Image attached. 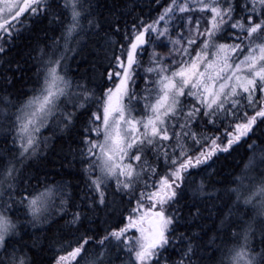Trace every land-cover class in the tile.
I'll list each match as a JSON object with an SVG mask.
<instances>
[{
    "label": "snow or ice",
    "instance_id": "6c2138e0",
    "mask_svg": "<svg viewBox=\"0 0 264 264\" xmlns=\"http://www.w3.org/2000/svg\"><path fill=\"white\" fill-rule=\"evenodd\" d=\"M0 264H264V0H0Z\"/></svg>",
    "mask_w": 264,
    "mask_h": 264
},
{
    "label": "trees",
    "instance_id": "16d2710c",
    "mask_svg": "<svg viewBox=\"0 0 264 264\" xmlns=\"http://www.w3.org/2000/svg\"><path fill=\"white\" fill-rule=\"evenodd\" d=\"M111 2V0H109ZM131 3V0H129ZM144 0H136V3L138 5L142 4ZM164 3H167V0H161V6H163ZM140 8L137 7L135 9V12H139ZM135 14V13H134ZM46 23V22H45ZM45 25H40V28H43ZM50 34V33H49ZM37 39L40 42H44V32L43 31H34L31 36L28 33L24 34V38L20 40L17 44V47L13 50L12 53H10V58L14 60H19L21 64L24 63V60L21 59L22 57L26 58V53L29 50V44H35L37 42ZM144 62H147V55L144 57ZM27 67V65H25ZM30 74V73H29ZM141 74L143 75V72L141 70ZM144 86L143 80L137 81V91H139ZM17 88H20L21 85L17 84ZM138 114V113H137ZM48 133H45L47 135ZM243 153V149H240L238 152L233 153L231 157H225L221 156L220 160L217 161L216 166L222 167L225 171H231L236 162L240 159V155ZM52 159V158H50ZM49 169L51 171H59L60 170V163L59 161H56L55 163H49L48 165ZM58 178V177H57ZM67 178V177H66ZM62 223V221H61ZM56 234V226L54 225L53 228L50 230L49 235H55ZM39 260L40 257H37Z\"/></svg>",
    "mask_w": 264,
    "mask_h": 264
},
{
    "label": "rangeland",
    "instance_id": "374dc122",
    "mask_svg": "<svg viewBox=\"0 0 264 264\" xmlns=\"http://www.w3.org/2000/svg\"><path fill=\"white\" fill-rule=\"evenodd\" d=\"M137 115H139V113Z\"/></svg>",
    "mask_w": 264,
    "mask_h": 264
}]
</instances>
